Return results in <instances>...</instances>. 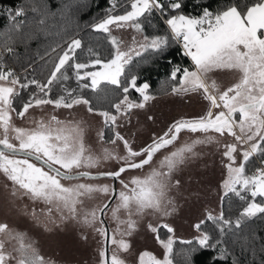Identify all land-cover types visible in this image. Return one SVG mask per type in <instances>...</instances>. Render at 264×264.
<instances>
[{"label":"snow or ice","instance_id":"6c2138e0","mask_svg":"<svg viewBox=\"0 0 264 264\" xmlns=\"http://www.w3.org/2000/svg\"><path fill=\"white\" fill-rule=\"evenodd\" d=\"M111 2L113 6L105 17L91 25L94 31L106 34L109 45L106 56L92 47L82 55V40L71 37L62 43L49 44L42 57L43 79L29 77V68L35 71L32 64L18 74L0 63V174L10 182L12 198L5 197L0 209L11 208L15 201L27 197L47 206L41 215L35 211L30 215L49 231L59 223L76 221L107 236L102 217L110 203L84 210L87 201L102 194L105 200L119 201L112 209V218L118 220L123 210L128 218L120 221L126 225L120 235L130 236L136 228L133 216L159 217L174 212L175 197L170 193L182 187L181 179L174 174L199 155L195 151L197 145L220 144L215 135L218 134L224 138L221 158L227 170V178L221 185V200L232 194L245 203L235 219L224 211L218 215L206 214L207 221L224 239L215 238L213 243L214 237L209 232H201L205 220L194 227L200 232L195 241L198 248H218L223 256L228 252L224 245L230 242L229 233L235 234L233 228L243 231L246 221L264 217V199L258 200L264 198V0H223L222 6L215 9L201 4L197 15L184 13V0H128L129 8L122 14H115V0ZM31 11L46 16L43 5L33 4ZM154 13L164 18L165 35L145 33L143 24L151 25L150 17ZM24 14V8L15 9L14 14L9 10L14 29H20L22 21L17 18ZM44 24L42 18L34 27ZM113 29H132L134 34L126 43L113 35ZM172 41H182L184 56L190 58L191 65L171 69L170 79L179 85H172L171 93L197 94L206 104L198 116L175 119L166 130L154 133L137 149L120 129L130 127L133 114L145 109L155 97L149 92V84L140 83L139 77L132 73L131 65L143 53L162 55ZM4 50L13 51L7 41ZM230 71L238 73V80L222 88L213 77ZM165 85L163 91L167 94L168 81ZM24 91L29 93L27 99L21 96ZM133 92L138 96L133 98ZM18 98L20 108L15 106ZM102 104L107 107H98ZM45 106L73 111L83 107L85 116L41 117L33 121L34 127L27 129L13 123V113L23 119L30 109ZM88 115L101 118L104 128L111 132L107 139L104 131L98 133L101 141L111 145L104 147L101 154L94 155L85 146ZM147 119L155 118L147 116ZM185 133L200 138L181 144ZM227 137L232 138L231 142ZM257 154L259 163L249 172ZM101 163H114L115 167L95 174L88 171L98 169ZM137 171L140 174L125 180V176ZM102 179L112 181L111 193L107 184L92 183ZM161 227L173 232L167 224ZM147 228L153 233L157 231L151 223ZM0 237L4 238L0 239V264H11L13 260L4 251L6 240L19 245L13 247L19 254L16 264H54L38 253L33 242L26 243L24 234L13 232L6 224L0 223ZM111 243L124 252L130 251L124 239L113 237ZM160 243L165 250L163 259L142 252L139 264H174L173 237ZM182 243L192 244V241ZM261 251L264 252V236ZM196 252L197 248L192 247L177 255H183L185 264H195ZM99 255L101 264H126L115 253L110 262L103 259L105 251Z\"/></svg>","mask_w":264,"mask_h":264},{"label":"rangeland","instance_id":"374dc122","mask_svg":"<svg viewBox=\"0 0 264 264\" xmlns=\"http://www.w3.org/2000/svg\"><path fill=\"white\" fill-rule=\"evenodd\" d=\"M133 34L134 31L132 29H113V35H116L118 38H123L126 43L130 41ZM138 38L142 37L138 36ZM188 60L191 63L190 58H188ZM235 74V72L230 71L226 74H222L220 78H213L217 79V82L223 88L224 86H230L233 82L238 80V76ZM176 97L177 95L171 93L161 97H155L154 100L148 102L145 109L137 110L133 114L130 127L120 129L133 142L135 148L138 149L143 144L147 143L154 133H162L166 130L167 126L176 119L175 114H173L174 107L171 106L173 103L175 104L174 99ZM201 99L202 98L197 94L196 97H194L197 103L195 117L201 114L205 106L199 105V103H205L200 102ZM179 109L184 110L187 109V107L182 104ZM12 115L13 123L16 126L27 129L34 127L33 121L41 117L44 119L50 118L51 115H57L60 119H71L72 115L84 117L85 109L83 107H77L74 111L67 109L56 110L51 106H45L43 109H30L29 113L26 114V117L23 119L18 118L14 113ZM147 116H153L155 118L154 121L148 120ZM85 119L88 121L84 136L85 146L92 154H101L104 147H111V145L103 143L98 136V133L103 131L104 128L102 119L93 115H88ZM215 135H217L220 144L197 145L195 151H197L199 155L191 159L183 167L182 171L174 174L181 179L182 187H180L179 190L173 189L170 193L171 196L175 197V210L171 215L159 217L151 214L133 216L132 219L136 221L135 230L130 236H121L120 232L126 228V225L120 223V221L127 220L128 217L126 213L121 210L118 220L112 218V209L119 203L118 200L113 199L111 206L106 209L103 215L109 232L107 247L109 262L114 253L125 260L126 264H139V255L142 252H148L157 259L162 260L165 250L160 240L157 238V231L153 233L148 230L147 225L149 223L156 227L157 230L160 228L166 230L167 236L165 241L169 236L173 237V241H196V238L200 234L194 231L196 229L194 225L201 220H205L207 213H212L213 215L219 214L220 198L223 195L221 185L227 178V170L221 158V153L223 151L221 145L224 143V138L219 137L218 134ZM197 138L200 137L196 134L189 135L185 133L181 139V144L184 142L190 143L191 140ZM231 140V137H227L228 142H231ZM157 159H159V157H157ZM114 167V163H101L98 169L83 170H88L95 174L97 171H104ZM136 174H140L139 171L129 173V175L124 178L127 180L131 175ZM92 183L107 184L109 189L112 188L110 180L107 179L93 181ZM5 185H8L7 189ZM10 187V182L0 174V203L3 202L5 197H8L9 200L12 199L9 196ZM119 190L120 186L118 183L116 185V192L118 193ZM107 202L108 200H105L102 194H98L95 199L87 201L88 206L84 210L89 211ZM33 211H35L37 215H41L43 212L47 211V206L42 202H33L25 197L15 201L11 208L4 207L0 209V223L6 224L13 232L24 234L26 237L25 242H33L38 253L46 261L54 262V264H101L102 258L99 253L100 251H104V236L96 233L93 228L78 224L76 221L59 223L49 231L43 224L33 219L30 215ZM163 224L172 227L173 232L169 233L166 228L161 227ZM118 228L120 231H117ZM113 237L116 239H124L129 243L130 251L124 252L118 249L116 245L111 243ZM0 239L4 238L0 237ZM14 246H19L16 241H5L4 251L11 254L13 257L11 264H16V258L19 256L17 252L13 251Z\"/></svg>","mask_w":264,"mask_h":264},{"label":"trees","instance_id":"16d2710c","mask_svg":"<svg viewBox=\"0 0 264 264\" xmlns=\"http://www.w3.org/2000/svg\"><path fill=\"white\" fill-rule=\"evenodd\" d=\"M33 4L44 6L45 17H40L38 13L31 11ZM115 14H122L126 8H129L128 0H115ZM208 5L210 9L222 6L223 0H184V13L197 15L201 9L199 5ZM24 8L25 14L17 18L22 21L19 30L13 28L14 21L9 17V10ZM112 8L111 0H0V50L7 56L3 60L14 65L21 73L24 68L32 64L35 71L29 68V77L35 76L37 79H43L41 73L44 64L45 50L49 44L63 42L71 37L82 40L84 53L92 47L102 56L107 55L109 47L106 34L96 32L92 29L93 23L99 22ZM167 16V12L165 13ZM45 19V24L39 28L34 24L39 19ZM151 25L144 23L145 33L166 34V25L164 18L159 13H154L151 17ZM7 41L8 46L13 49L12 52L4 50V43ZM182 45L172 41L162 55H155L150 52L143 53L142 58H134L131 65V71L139 77V82L149 84V92L154 97L166 95L163 89L166 87L165 81H168L167 94L171 93V86L178 83L171 81L170 72L175 66L181 68L191 65L187 57L184 56ZM23 69V70H21ZM74 87V83L72 84ZM29 93L24 91L21 96L28 98ZM90 97L93 94L88 92ZM138 94L133 92V98ZM95 102V101H94ZM20 108L19 98L15 104ZM98 107H107V105H98ZM15 114V113H14ZM238 115V114H237ZM105 139L111 136V132L103 128ZM103 142V141H102ZM104 143V142H103ZM259 163V154L253 158L252 164L249 165V172L253 170V165ZM264 198H258V200ZM245 202L240 201L237 197L229 194L223 200L220 198L219 213L224 211L226 216L235 219L244 206ZM197 233L200 232L195 229ZM201 232H209L215 238L219 237L214 230L211 222L205 219L201 225ZM235 234L229 233L230 242L224 245L228 249L225 255H221L218 248L199 249L195 243L184 244L182 241H173V258L174 264H185L183 253L186 250L196 247L194 260L195 264H264V252L261 251V237L264 236V217L258 216L251 221H246L243 231L232 230ZM156 235L160 241H165L167 232L165 229H158ZM254 241V242H253Z\"/></svg>","mask_w":264,"mask_h":264},{"label":"crops","instance_id":"0c3cea01","mask_svg":"<svg viewBox=\"0 0 264 264\" xmlns=\"http://www.w3.org/2000/svg\"><path fill=\"white\" fill-rule=\"evenodd\" d=\"M180 44L182 45V41L180 42ZM183 52H184V50H183ZM235 75L238 76V73H236ZM220 76L221 75L214 76V77H216V78L219 77L220 78ZM194 97H196V94H193V93H189L187 95H183V94L182 95H177V97L174 99L175 100V104L173 103V105H171V106H173L175 108V109L173 108V114H175L176 119L195 117L197 103L194 100ZM200 102H205V101H203L201 99ZM188 103L190 104L191 107L189 106ZM182 104L185 105L187 107V109H184V110L183 109L182 110L179 109V107ZM205 104H206V102L205 103H199L200 106H203ZM194 231H196V230H194Z\"/></svg>","mask_w":264,"mask_h":264},{"label":"built area","instance_id":"2783aa9c","mask_svg":"<svg viewBox=\"0 0 264 264\" xmlns=\"http://www.w3.org/2000/svg\"><path fill=\"white\" fill-rule=\"evenodd\" d=\"M111 5H112V2H111ZM113 6V5H112ZM6 54L4 52H2L0 50V63L4 64L5 68H11L13 69L14 71H16L18 74L21 73V71H19L14 65H12L11 63H8V62H5L3 60L6 59Z\"/></svg>","mask_w":264,"mask_h":264},{"label":"water","instance_id":"95a60500","mask_svg":"<svg viewBox=\"0 0 264 264\" xmlns=\"http://www.w3.org/2000/svg\"><path fill=\"white\" fill-rule=\"evenodd\" d=\"M113 186V185H112ZM113 200V199H112ZM112 200L111 201H108L107 203H111L112 202ZM103 218V217H102ZM104 229L106 230V232H107V236H104V251L106 252V257H105V259H108V249H107V247H108V237H109V235H108V231H107V227H106V224H105V222H104Z\"/></svg>","mask_w":264,"mask_h":264},{"label":"flooded vegetation","instance_id":"af4514ba","mask_svg":"<svg viewBox=\"0 0 264 264\" xmlns=\"http://www.w3.org/2000/svg\"><path fill=\"white\" fill-rule=\"evenodd\" d=\"M118 184V182L116 183V185ZM110 185H111V187H112V181H110ZM116 185H115V187H116ZM111 190V189H110ZM112 202H113V200H112ZM112 202L110 203V206H111V204H112ZM104 220V219H103ZM105 222V221H104ZM106 224V223H105ZM107 227V226H106ZM108 231V230H107ZM108 235H109V232H108Z\"/></svg>","mask_w":264,"mask_h":264}]
</instances>
